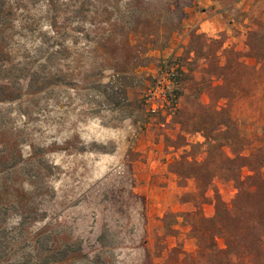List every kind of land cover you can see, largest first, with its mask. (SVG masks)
I'll use <instances>...</instances> for the list:
<instances>
[{
	"label": "rangeland",
	"instance_id": "rangeland-1",
	"mask_svg": "<svg viewBox=\"0 0 264 264\" xmlns=\"http://www.w3.org/2000/svg\"><path fill=\"white\" fill-rule=\"evenodd\" d=\"M3 7L0 264H264V0Z\"/></svg>",
	"mask_w": 264,
	"mask_h": 264
},
{
	"label": "built area",
	"instance_id": "built-area-1",
	"mask_svg": "<svg viewBox=\"0 0 264 264\" xmlns=\"http://www.w3.org/2000/svg\"><path fill=\"white\" fill-rule=\"evenodd\" d=\"M183 72V68L177 63L167 62L160 69L141 99L142 110L147 118L170 120L177 113Z\"/></svg>",
	"mask_w": 264,
	"mask_h": 264
},
{
	"label": "trees",
	"instance_id": "trees-1",
	"mask_svg": "<svg viewBox=\"0 0 264 264\" xmlns=\"http://www.w3.org/2000/svg\"><path fill=\"white\" fill-rule=\"evenodd\" d=\"M3 4L5 5V0H2V6ZM2 6H0V10L4 9V7L2 8ZM1 16V14H0ZM1 19V18H0ZM1 21H0V26H1ZM9 66H15V64H12V58L10 57L9 54H7L6 52H1L0 53V74L5 72L7 68H9ZM182 67V66H181ZM1 80V79H0ZM182 81V79H181ZM181 85L179 86V95L181 94L180 91H181ZM4 93V91H3ZM5 103L4 101H0V104H3Z\"/></svg>",
	"mask_w": 264,
	"mask_h": 264
}]
</instances>
